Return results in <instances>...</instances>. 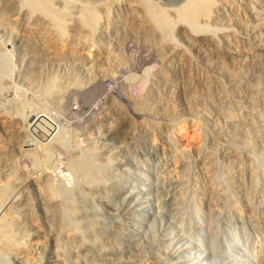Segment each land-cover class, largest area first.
<instances>
[{"label":"bare ground","instance_id":"bare-ground-1","mask_svg":"<svg viewBox=\"0 0 264 264\" xmlns=\"http://www.w3.org/2000/svg\"><path fill=\"white\" fill-rule=\"evenodd\" d=\"M126 37L150 44L161 63L143 107L173 121L178 112L171 97L178 94L210 135L198 163L203 180L193 175L191 160L177 151L169 170L157 178L163 200L173 198L171 221L189 235L201 232L205 220L195 203L201 195L210 218L246 220L264 234V0H175L165 7L145 0H0V130L6 135L0 134V264H130L136 253L142 254L139 235L128 233L124 223L115 231L97 206L99 199L108 201V195H121L134 184L119 180L111 160L96 153L99 147L74 150L71 137L47 136L65 147L66 170L76 178L73 188L64 186L55 172L20 175L14 156L6 151L7 139L22 149L28 134L22 121L36 102L22 92L21 116L8 109L5 93L16 91L19 82L59 104L58 95L67 85L63 81L78 87L80 74L88 78L124 62L115 50H121ZM91 46L97 53L88 61L84 52ZM170 129V122L151 129L153 145L172 148ZM48 143L42 146L52 151ZM54 159L51 155L49 162ZM136 168L128 171L141 180L128 190L134 196L137 187L148 183L143 168ZM129 205L108 202L106 209L137 217L140 210ZM214 221H209L211 246L215 249L224 238L239 247L234 231L213 229ZM156 234L153 227L146 234L150 248L157 243Z\"/></svg>","mask_w":264,"mask_h":264},{"label":"rangeland","instance_id":"rangeland-1","mask_svg":"<svg viewBox=\"0 0 264 264\" xmlns=\"http://www.w3.org/2000/svg\"><path fill=\"white\" fill-rule=\"evenodd\" d=\"M145 1L160 7H165L175 2V0ZM124 39L121 40V43H123L122 45L120 44L121 50H115V52L117 51L119 53V57L124 55V59L122 58L124 62H121L123 64L119 63L117 66L115 64L108 72L95 73L88 76L89 79L83 73L80 74L79 77L82 84L80 82L78 87L70 84L69 81H63L67 85L58 95L60 98L59 104L54 103L51 98H48L39 92V90L28 88L19 82L16 85L17 89L15 88L17 92L12 89L9 90L10 92L5 93V97H7L5 101L8 109L12 111L18 110L17 112L19 114L21 112V116L23 110V107H21L22 92L36 102L35 110L30 113L29 117L20 118H23V121H21L25 126H28H26L28 134L22 149L18 150L17 145L12 140L7 139V155L11 156L12 154V157L14 156L16 166L18 165L20 169L19 174H28L27 176L29 177L34 174L36 177H41L50 173L54 174L55 172L58 176L57 179L62 180L64 186L67 188H73L75 186L76 178L74 174L66 170V149L56 141H51L48 137H71L70 148L72 147L74 150L86 147L87 145H93V148L96 146V148L99 147L97 150L96 148L94 150H96L99 156L102 155L100 156L102 159L107 161L111 160L109 162L111 163L110 168L111 170L115 169L116 173H118V178L120 177L119 180L128 181L130 179V182L133 181L132 184H140L141 180L131 175H133V171L135 173L139 170L136 168V165L143 168V172L147 174L148 183L142 186V189L141 186L140 188L137 187V190H142L141 192L135 193L134 196L133 193L128 192L130 189H125L121 195H108V201L104 199L97 201V206L99 205L102 214L104 213L103 216L106 217L113 229L115 228L117 230L124 223L123 225L128 230V233L130 232L131 234L133 231L132 235L134 237L139 235L136 238L141 241V250L144 253L142 251V254L136 253L137 256L134 255L136 259L133 257L130 264L134 261L136 262L133 264H264V261L261 260L264 257V234H260V232L253 229L246 220L243 221L244 223L241 222V224L233 218V220L230 219L227 223L224 219L223 222L219 216L212 215L215 218H210L209 212L205 208L203 200H201L203 197H200L201 195H198L195 200L196 206H198V210L205 220V227L201 232L193 230L192 235H189L187 229L184 232L182 229L176 228L174 222L171 221V213L173 210L171 200L173 198L169 196L163 200L161 183L157 181V178H161L169 170L171 159L174 152L177 151L191 160V171L193 175L197 178H201L202 176L201 179L203 180V174L201 169H199L200 164L198 163L201 153L209 146L210 135L205 129L203 120L200 118H196L195 120V118L190 116L187 112L186 105L181 102L178 94L171 97L172 103H174L178 112V115L173 121H168L164 116L150 110L147 111L143 103L146 104L148 102L146 99L149 100L151 98L154 87V75L161 68L160 59H158L156 50L150 44L148 45V43L140 39L131 38L137 42L133 43V40L130 41V37H126L124 43ZM90 48L84 52L85 60L87 59L88 61L94 60L97 53L95 46H91ZM120 52L122 53L120 54ZM192 58L195 61L197 60L194 55ZM161 92L162 94L164 93L163 97L166 96L165 89L161 88ZM25 108L27 111L28 107ZM167 122H170L172 148L161 142L158 145H153L151 129H154L155 126H162ZM127 123L130 128L126 127ZM221 124L226 126L223 122ZM105 127H108V129L110 127V130L112 129L113 132L110 131L108 133L105 131ZM0 134L6 138V135L1 130ZM237 139L239 140L240 137L238 136ZM47 141H51V143ZM45 143H48L53 150L45 151V147L42 146ZM57 145L60 147H57ZM63 151H65V155ZM108 154L110 155L108 156ZM51 155L57 162H49ZM130 159H133L136 163ZM130 170H132V173L130 172L129 174L128 171ZM134 184L133 186H135ZM133 186L131 185V190ZM32 187L33 185L28 183L30 192L36 193L35 197H38L35 186ZM34 193L33 197L31 195L32 199L35 198ZM21 194L20 192L17 197L21 196ZM108 202L111 205L117 204L118 206L123 204L131 206L129 204H132L135 205L132 207H136V210L140 211L138 216L133 218L123 215L118 211H113L109 208L106 209V203L108 204ZM34 203L36 205L38 204V198ZM140 205L142 208H140ZM209 219H212V221L215 219L212 224L213 229L218 226V230L221 229L220 231L223 233L231 230L232 232L234 231L233 233L239 239V247H235L223 238V242L220 245L217 243L214 249L211 246V234L208 231L210 230ZM152 227L157 232V243H154L155 245L150 248L145 237ZM243 232H245L244 235L247 239L242 234ZM184 234L185 238L183 236ZM220 235L222 238V233ZM189 239H192L191 242ZM125 251V253H128L126 255H129V252L127 250Z\"/></svg>","mask_w":264,"mask_h":264}]
</instances>
